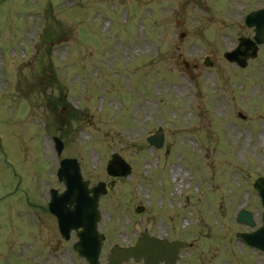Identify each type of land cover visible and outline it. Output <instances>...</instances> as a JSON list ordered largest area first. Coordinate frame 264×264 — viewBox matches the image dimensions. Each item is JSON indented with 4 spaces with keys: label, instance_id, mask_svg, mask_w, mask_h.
Returning a JSON list of instances; mask_svg holds the SVG:
<instances>
[{
    "label": "rangeland",
    "instance_id": "obj_1",
    "mask_svg": "<svg viewBox=\"0 0 264 264\" xmlns=\"http://www.w3.org/2000/svg\"><path fill=\"white\" fill-rule=\"evenodd\" d=\"M262 6L0 0V264H54L55 247L58 264H86L44 208L46 188L63 189L62 157H75L90 185L106 183L102 264L143 229L188 243L176 264H264L235 237L249 229L239 209L255 226L264 211L252 186L264 177V43L245 68L222 54L251 34L244 17ZM159 127L156 148L147 136ZM112 152L130 163L127 176L106 173Z\"/></svg>",
    "mask_w": 264,
    "mask_h": 264
},
{
    "label": "water",
    "instance_id": "obj_2",
    "mask_svg": "<svg viewBox=\"0 0 264 264\" xmlns=\"http://www.w3.org/2000/svg\"><path fill=\"white\" fill-rule=\"evenodd\" d=\"M246 24L248 26H254V40L248 38H239L238 45L234 49V51L226 53L225 57L229 61H234L240 66H245L247 59L254 57L256 55L257 46L256 43H262L264 40V8L258 9L252 13H250L246 17ZM150 141L155 143L157 146H160L162 143V135L159 133L158 137L150 138ZM64 177L68 179V186L70 187V191L68 192V196L63 199H59L62 202L72 203L73 200H77L80 205L77 207V211L74 209L71 213L70 211L63 212L58 208V200L54 203V210L59 211V215L61 221H63V228L67 229L69 227H77L82 226L83 231L81 234V250L77 247L81 254L85 255L90 264H98L96 260V239L94 236V223L96 220V215L94 218V213L91 209V205L84 202L83 198L78 197V192H74V186L79 184L80 176L78 175V170L74 164L71 162H66L64 165ZM107 171L109 174L113 175H125L129 171L128 164L124 163L120 157L117 155H112V160L108 162ZM84 186H86L87 182H83ZM255 187L259 190L262 201L264 203V181L262 179H258L255 183ZM86 192H93L92 198L96 200L99 194L105 192L104 184L100 183L98 187L93 189H87ZM74 196L77 197L74 198ZM69 200V201H68ZM87 211V212H86ZM98 217V216H97ZM238 221H244L249 224H253V220L250 213L247 212H239ZM264 222V215H263ZM242 238L246 239V241L258 248L264 250V223L263 226L258 228L255 232H252L247 235H241ZM96 248V250H95ZM164 247L161 243L155 242L153 240H149L146 237H142L138 244L129 249V250H121L119 248H115L112 250V257L110 260V264H119L122 259H127L129 256H133L135 259L139 260L143 259L144 264H157V262L165 257V253L163 251ZM176 256V250L172 252L171 257L167 258L170 263L174 260Z\"/></svg>",
    "mask_w": 264,
    "mask_h": 264
},
{
    "label": "bare ground",
    "instance_id": "obj_3",
    "mask_svg": "<svg viewBox=\"0 0 264 264\" xmlns=\"http://www.w3.org/2000/svg\"><path fill=\"white\" fill-rule=\"evenodd\" d=\"M179 173H180V169H178V170H176V171H173V172H172V175H173V177L175 178Z\"/></svg>",
    "mask_w": 264,
    "mask_h": 264
}]
</instances>
